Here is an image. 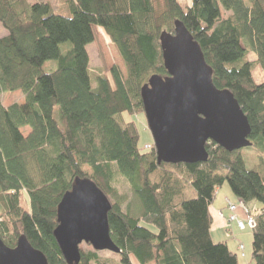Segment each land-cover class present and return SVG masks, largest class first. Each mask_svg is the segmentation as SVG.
Returning <instances> with one entry per match:
<instances>
[{"label":"trees","instance_id":"1","mask_svg":"<svg viewBox=\"0 0 264 264\" xmlns=\"http://www.w3.org/2000/svg\"><path fill=\"white\" fill-rule=\"evenodd\" d=\"M56 1L54 9L48 1L0 0V98L21 92L24 99L7 105L0 99L3 243L13 248L24 235L48 264H67L53 235L56 209L75 179L89 178L110 203L109 234L120 264H241L225 242L210 237L209 207L227 183L238 200L262 206L252 213L251 258L264 264V161L248 169L239 150L209 142L206 161L158 164L154 146L144 149L137 125L124 119L144 114L141 87L151 75L167 74L159 36L173 33L179 20L212 69L213 85L238 102L251 146L264 156V82L252 74L255 65L264 72V0ZM94 27L116 47L126 77L116 66L107 75L89 70ZM49 60L56 68L45 71ZM118 176L134 210L113 186ZM23 193L29 210L21 206ZM90 247L79 246L77 264H107Z\"/></svg>","mask_w":264,"mask_h":264},{"label":"water","instance_id":"2","mask_svg":"<svg viewBox=\"0 0 264 264\" xmlns=\"http://www.w3.org/2000/svg\"><path fill=\"white\" fill-rule=\"evenodd\" d=\"M173 26V33L159 36L167 74L151 75L140 89L157 163L206 161L209 142L229 152L250 147V126L238 102L227 89L213 85L212 69L182 22L175 20ZM109 210L108 199L92 180L75 179L57 206L53 231L67 264L79 262L82 243L94 251L120 253L110 238ZM0 264L48 263L21 235L13 248L0 238Z\"/></svg>","mask_w":264,"mask_h":264},{"label":"rangeland","instance_id":"3","mask_svg":"<svg viewBox=\"0 0 264 264\" xmlns=\"http://www.w3.org/2000/svg\"><path fill=\"white\" fill-rule=\"evenodd\" d=\"M28 1L29 2L48 1L52 4L54 9H56L58 6L56 0H28ZM178 1L180 2V4L182 6H186V4L190 2V0H178ZM4 32H5V30H3V28L0 26V36H3ZM94 34H95V38H94L93 42L88 44L86 47L87 52H88V57H89V70L91 72L98 74V75H107L108 70L112 66H116L119 69V71L121 72V74L123 75V77H126V69H125L123 60H122L121 56L119 55L116 47L109 42V40L107 39L106 35L104 34V32L101 28L94 27ZM66 47H67V44L62 45V51L65 50ZM99 54L102 56L103 61L99 57ZM248 57L251 60H254V58H255V56L253 54H249ZM56 65L57 64H56L55 60L46 61L44 64V70L45 71H51V70L56 68ZM252 74H253L254 80L257 83L264 82V72L257 65H255L253 67ZM0 99L2 100V102L5 105L13 103V102H22L24 100L21 92L3 93V94H1ZM124 119L125 120H132L137 125V128L139 130V134H140L139 144H141L143 148L147 145H150L152 148L153 138H152V135H151L149 129L147 128L145 115L144 114H137V115L129 116L126 114L124 116ZM28 131H29V127L22 128L23 134H27ZM239 152H240V155L244 161L246 168H248V169L255 167L260 162L261 159L264 161V156L259 158V156L257 155V153L255 151V148L252 146L242 148L239 150ZM82 171L87 176L90 175V173H91V170L87 166H83ZM113 186L118 190L119 193L128 195V197L131 200V207L134 210L135 209V206H134L135 199L132 198V194H131L128 186L126 185L125 181L123 180V178L120 176L116 177V181H115ZM218 190L219 191H218V195H216V201L213 204V206H211L210 211H215L214 208L216 207V205L220 204L221 198L225 194H228V197L231 200L235 199V196L232 194L227 183L224 184L222 187H220ZM22 197L24 198L25 202L23 199L20 200V203H22L21 206L24 209L29 210L31 208V206L29 203L28 196L25 193H23ZM255 203H257V204H255ZM258 205H259V203L255 202V201H251V202L247 203V206L249 207V209L252 210V212L253 211L255 212L258 210ZM2 211H3V206H1V204H0V214L2 213ZM226 211H227V209H226ZM218 213H219V211H218ZM212 217H213V221H212L210 228L212 229V231L214 233L215 232L219 233L218 235L215 233V236L218 237L220 235H225L228 237H232V236L236 237V239L238 241H240L241 243H243V245L245 247V250H244L245 257L243 258L240 255V253L236 249V246L233 245L232 242H230V244H229L230 250L237 254L238 261L241 264H254V261L251 258V240H252L251 230H246L244 232H240L236 228H232V230L228 229L227 231H225V229H222V227L218 228L217 222H215V221H217L216 220L217 216L215 215L214 212H212ZM150 228L153 229L152 226H150ZM216 237H214L215 242H217ZM81 245L83 248L85 247V249H89V247H90V246L89 247L86 246V244H84V243H82ZM97 253L102 260L107 262V264H120L119 254H116V253H113L110 251H106V250L98 251Z\"/></svg>","mask_w":264,"mask_h":264},{"label":"built area","instance_id":"4","mask_svg":"<svg viewBox=\"0 0 264 264\" xmlns=\"http://www.w3.org/2000/svg\"><path fill=\"white\" fill-rule=\"evenodd\" d=\"M144 149H151V146L147 145ZM226 209L227 222L234 223L239 231L243 232L254 229L255 217L246 203L240 200L230 201L226 199ZM237 211H241L242 216H239ZM219 216L223 217L222 211H219ZM231 238L233 239V237ZM237 251H239L242 255L244 254V245L241 242L237 243Z\"/></svg>","mask_w":264,"mask_h":264},{"label":"crops","instance_id":"5","mask_svg":"<svg viewBox=\"0 0 264 264\" xmlns=\"http://www.w3.org/2000/svg\"><path fill=\"white\" fill-rule=\"evenodd\" d=\"M4 34V33H3ZM1 37V36H0ZM219 189V188H218ZM218 191L219 190H217L216 191V193H215V200L213 201V203L210 205V207H209V213H210V215H211V218H212V221H213V217H212V212H214L215 213V215L217 216L216 217V220L217 221H215V222H217V225H218V228L220 227H222V229H225V231H227L228 229H231L232 230V228H236L237 229V227H236V225L234 224V223H229V222H227V220H226V215H227V211H226V199H228V200H230V201H236V200H238L236 197H235V199H233V200H231L229 197H228V194H225L224 196H222V198H221V202H220V204L219 205H216V207L214 208L215 209V211H210V209H211V206H213V204L215 203V201H216V195H218ZM255 204H257V203H255ZM257 206V205H256ZM261 205L259 204L258 205V210H260L261 209ZM257 209V208H256ZM251 210V209H250ZM218 211H222V214H223V217H220L219 216V213H218ZM252 211V210H251ZM253 213V212H252ZM237 214L239 215V216H242V213H241V211H237ZM215 224V223H214ZM143 226L144 227H146V228H149V229H151V230H153V231H155V229L153 228H150L148 225H145V224H143ZM238 230V229H237ZM239 231V230H238ZM241 232V231H240ZM244 232V231H243ZM217 235L219 234V233H217V232H215ZM215 233L212 231V229L210 228V237H211V239H212V241H214L215 242V240H214V237H216L215 236ZM233 237V236H232ZM216 241L217 242H225L226 244H227V246H228V248H229V244H230V242H232L233 243V245H235L236 246V249H237V242L239 243L240 241H238L237 239H236V237H233V239L231 238V237H228V236H225V235H220V236H218V237H216ZM243 244V243H242ZM230 249V248H229ZM244 250H245V247H244ZM233 252V251H232ZM239 252V251H238ZM240 253V252H239ZM236 254V253H235ZM237 255V254H236ZM240 255L244 258L245 257V252H244V254L242 255L241 253H240ZM238 257V256H237ZM132 264H139L135 259H132ZM148 264H154V262H150V263H148Z\"/></svg>","mask_w":264,"mask_h":264}]
</instances>
